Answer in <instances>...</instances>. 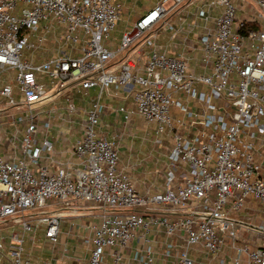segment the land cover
I'll list each match as a JSON object with an SVG mask.
<instances>
[{"label": "built area", "instance_id": "obj_1", "mask_svg": "<svg viewBox=\"0 0 264 264\" xmlns=\"http://www.w3.org/2000/svg\"><path fill=\"white\" fill-rule=\"evenodd\" d=\"M123 12L119 0H0V76L15 71L21 95L0 88L15 129L0 148V225L13 227L9 242L0 235V264H34L38 236L50 264H264V220L238 218L247 199L264 207V0H159L112 49ZM159 27L184 35L202 72L158 43ZM136 49L149 53L143 66ZM112 88L134 103L115 113L153 126L154 150H167L159 187L139 190L101 129ZM55 117L62 138L79 130L68 156L52 139ZM66 213L95 221L67 231L90 232L87 258L62 241Z\"/></svg>", "mask_w": 264, "mask_h": 264}, {"label": "crops", "instance_id": "obj_2", "mask_svg": "<svg viewBox=\"0 0 264 264\" xmlns=\"http://www.w3.org/2000/svg\"><path fill=\"white\" fill-rule=\"evenodd\" d=\"M154 3V7L149 9L147 13L155 8L159 0H149ZM125 6L123 1H120ZM195 7L190 8V12H194ZM146 13V14H147ZM145 14V15H146ZM183 17L179 14L173 15L169 18V21L174 25H179ZM158 34V43L167 48L170 55H181L185 54L190 61V66L196 72H202L200 67L201 54L198 51L190 52L184 45V35H176L172 31H166L164 28L156 29ZM197 32L192 33L189 36L188 44L191 46L198 45ZM109 47L116 49L117 47L109 43ZM51 53H45L36 59V62H45L50 57ZM147 50L136 49L129 53L131 57L140 58V65L147 61L148 56ZM124 57H120L118 62ZM72 90H68L65 95L71 94ZM90 98L95 99L97 96V90L93 89L89 92ZM82 103V107L87 106V101H83L81 98L77 99ZM102 104L105 106V112L103 117V122L101 129L103 133L110 139H116L118 141L119 151L122 159V164L127 167L130 175L138 183L139 190H145L142 183H155L157 187L161 186L163 183V173L165 171L166 159L164 154L167 152L166 149L159 151L154 150L151 143L153 136V126L147 125L140 117L134 116L129 124L124 123L123 117L117 115L115 110L119 107H126L131 109L134 105L133 97L124 90L110 89L108 95L102 99ZM59 105H63L61 99L58 101ZM81 107V109H82ZM64 115V113L62 114ZM53 134L52 139L55 142L56 149L59 152H66L67 156L70 154L73 142H75L76 137L79 135V130L73 132L72 135L62 138L59 133L61 130L67 129L66 124L62 123L59 117H55L53 121ZM68 138H73L72 143L68 141ZM66 156V157H67ZM42 241H45L42 238ZM71 242V241H70ZM47 253V251H46ZM50 255L49 253H47ZM48 262L47 264H50ZM52 264H63V263H52Z\"/></svg>", "mask_w": 264, "mask_h": 264}, {"label": "rangeland", "instance_id": "obj_3", "mask_svg": "<svg viewBox=\"0 0 264 264\" xmlns=\"http://www.w3.org/2000/svg\"><path fill=\"white\" fill-rule=\"evenodd\" d=\"M123 1L125 3L124 6V12L123 16H121V19L119 21V24L117 26V29L115 32L112 34V39L111 42L114 46L118 47L120 45L121 37L125 32L128 30H132L134 28V25L138 20H140L142 17L145 16L147 11L149 9H152L154 7V1L151 2L149 0H119ZM257 12H260L259 9L256 8ZM16 73L15 71H8L7 73H4L3 75L0 76V88H2V84H10L14 88V98L19 101L21 99L20 93L16 90ZM46 83L49 84V80L46 79ZM77 108L82 107V103L79 101L77 102ZM0 108H3V112H0V124H6L4 129H2V132L0 133V148L3 152H6L10 150V143H9V138L11 137L12 133L15 132V129L13 127L9 126V120L10 118L9 115L11 111L8 109V102L4 99L0 98ZM80 120H83V117L79 118ZM68 141L72 143L73 138H68ZM74 143V142H73ZM67 214V213H66ZM90 214V213H89ZM89 214H86L89 216ZM65 223L62 224V229L65 231V235L62 237V241H66L67 239L71 240H76L77 247L79 249V256L82 258H87L89 257V253H87V246H88V239L91 238V234L89 231H83L82 230V235H80V238H78L75 234H78V229L75 231L73 234L74 236L68 235L69 229L70 228V223H83L85 226H92L95 224V221L92 220L91 218H88V216L84 219H80L78 216H74L71 214L65 215ZM78 217V218H77ZM82 217V216H81ZM88 218V219H87ZM238 218L242 219L245 221V223L250 224V225H260L262 221L264 220V207L261 206L259 203L252 199H247L245 202V208L241 211V213L238 215ZM13 227L12 224H8L7 226L0 225V235L4 236V241L7 243L9 242V236L10 232H12ZM15 230V229H14ZM68 231V233H67ZM254 237H256L255 234ZM38 236V235H37ZM245 237L248 239H252V236H250L249 233H245ZM7 238V239H6ZM258 238V237H256ZM3 241V240H2ZM257 245L263 246L264 245V238L261 239L259 238L256 241ZM37 247L35 251L31 254L30 258L31 260L37 264H47L48 262H51V255H48L45 251L47 248V243L45 241H42V237L38 236L37 237ZM25 248L27 252H30L31 244H30V239L27 238ZM28 256V254H25ZM82 255V256H81ZM56 263V262H55ZM66 264V263H63Z\"/></svg>", "mask_w": 264, "mask_h": 264}]
</instances>
